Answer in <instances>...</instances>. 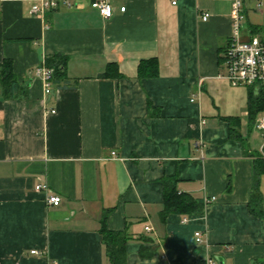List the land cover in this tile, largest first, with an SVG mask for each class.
Returning a JSON list of instances; mask_svg holds the SVG:
<instances>
[{
    "label": "crops",
    "instance_id": "obj_1",
    "mask_svg": "<svg viewBox=\"0 0 264 264\" xmlns=\"http://www.w3.org/2000/svg\"><path fill=\"white\" fill-rule=\"evenodd\" d=\"M75 1L40 15L34 0H0V70L10 59L19 85L7 97L0 82V264H111L102 221L127 232V264H264V216L250 209L264 158L249 121L256 88L225 77L232 1L111 0V19ZM242 14L241 38L264 41V0H243ZM56 54L67 79L46 95L35 69ZM151 58L160 74L140 78ZM110 63L122 76H102ZM167 178L216 200L163 219ZM259 190L264 215V173Z\"/></svg>",
    "mask_w": 264,
    "mask_h": 264
},
{
    "label": "trees",
    "instance_id": "obj_2",
    "mask_svg": "<svg viewBox=\"0 0 264 264\" xmlns=\"http://www.w3.org/2000/svg\"><path fill=\"white\" fill-rule=\"evenodd\" d=\"M67 63L68 57L61 54L46 58V65L54 69L52 84L67 79ZM159 74L160 62L158 58L144 59L139 63L138 76L140 78L157 77ZM102 76L120 77L122 75L119 71L118 64L110 63ZM0 82L4 87L7 97H15L19 92V85L15 79L12 61L8 58L4 59L1 65ZM248 112L250 124H256L259 114L264 113V97L262 90H250ZM230 121L232 122L231 136L240 138V135H238V129L235 128L238 121L236 119H231ZM255 172V192L250 202V209L252 213L257 216H264L262 211L257 208L258 204L262 201V196L259 190V178L264 173V158L262 159L259 157L255 161ZM177 182L178 180L176 178H167L164 180V208L161 212L163 219H166L171 213L190 215L199 214L203 211L205 202L194 198L189 193L180 192L177 188ZM100 232L103 237L106 254L110 263L127 264V244L129 241L127 232L109 230L104 221H102Z\"/></svg>",
    "mask_w": 264,
    "mask_h": 264
},
{
    "label": "built area",
    "instance_id": "obj_3",
    "mask_svg": "<svg viewBox=\"0 0 264 264\" xmlns=\"http://www.w3.org/2000/svg\"><path fill=\"white\" fill-rule=\"evenodd\" d=\"M91 8L97 10L103 18L111 19L115 14V6L111 0H89ZM232 1V34L230 41L224 53V64L226 67L225 77L229 80L232 86H248L262 90L264 97V41L259 36H253L250 39H242L240 35L241 22L243 20L242 6L243 0ZM177 1L174 0L173 4ZM60 5L66 7L77 6L75 0H34L32 12L43 15L45 11L56 8ZM121 12L126 11V6L121 7ZM201 17L204 21L210 17L209 12H203ZM35 73L44 81L45 93H52V77L54 69L45 64L38 66ZM54 112V111H53ZM256 127L264 131V114L261 113L256 120ZM204 143L202 140L196 142V147L203 149ZM116 154L115 152L113 153ZM49 189L46 183L36 185L37 191H47ZM216 200L215 197L205 199L208 204ZM62 198L56 194H50L47 197V202L50 205H59ZM184 222L187 221L185 217ZM147 230H151L147 227ZM204 235L202 231L195 232V241L197 244L203 242ZM33 253H38L33 251ZM205 264H216L214 258H209Z\"/></svg>",
    "mask_w": 264,
    "mask_h": 264
},
{
    "label": "rangeland",
    "instance_id": "obj_4",
    "mask_svg": "<svg viewBox=\"0 0 264 264\" xmlns=\"http://www.w3.org/2000/svg\"><path fill=\"white\" fill-rule=\"evenodd\" d=\"M263 135H264V132H263ZM262 139H264L263 136H262L261 140H262Z\"/></svg>",
    "mask_w": 264,
    "mask_h": 264
},
{
    "label": "water",
    "instance_id": "obj_5",
    "mask_svg": "<svg viewBox=\"0 0 264 264\" xmlns=\"http://www.w3.org/2000/svg\"><path fill=\"white\" fill-rule=\"evenodd\" d=\"M54 93V92H53Z\"/></svg>",
    "mask_w": 264,
    "mask_h": 264
}]
</instances>
